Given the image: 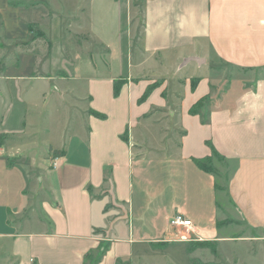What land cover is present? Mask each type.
Here are the masks:
<instances>
[{"label":"crops","instance_id":"obj_1","mask_svg":"<svg viewBox=\"0 0 264 264\" xmlns=\"http://www.w3.org/2000/svg\"><path fill=\"white\" fill-rule=\"evenodd\" d=\"M63 4L0 0V195L17 224L2 252L17 264H158L176 245L263 244L264 0H133L142 35L117 95L115 75L78 70L79 37L54 75L37 69L61 28H80L82 6L71 17ZM74 79L86 88L61 87ZM56 104L64 128L36 153L38 116ZM175 214L191 220L190 240H173ZM240 225L250 233H221Z\"/></svg>","mask_w":264,"mask_h":264},{"label":"rangeland","instance_id":"obj_2","mask_svg":"<svg viewBox=\"0 0 264 264\" xmlns=\"http://www.w3.org/2000/svg\"><path fill=\"white\" fill-rule=\"evenodd\" d=\"M61 11L65 9L73 17V13L78 10V18L75 32L76 35L69 36V31L61 28L62 37L50 45L49 51L41 52L35 56V63L37 69L43 73L54 75L60 68V59L66 52L70 54L71 49L75 48L72 44L71 38L79 37L77 47L79 49L78 54V70L85 73L88 70L90 62L93 64L92 73L98 76L115 75L117 73H125L129 70V65L134 59V53L136 47L140 45V39L142 35V23H141V8L137 4H133V0L130 3H122L121 11L112 4L111 0H93L92 4L88 6L80 4L79 0H61ZM86 5V7H83ZM81 12V13H80ZM85 14H82V13ZM67 13V14H68ZM87 17L86 20L84 19ZM70 17V18H71ZM84 17V18H83ZM83 18V19H82ZM85 20V21H84ZM83 21V22H82ZM61 24V21H59ZM69 24V23H68ZM56 25V24H54ZM62 26L66 27L67 23L62 22ZM67 28V27H66ZM49 31V30H48ZM51 33L56 32L55 28L50 30ZM49 35L53 38V34ZM71 31V30H70ZM59 33V32H58ZM58 33L55 36H58ZM81 40V41H80ZM81 42H83L81 44ZM87 42V43H86ZM136 48V49H135ZM57 51V56L55 50ZM133 52V53H132ZM59 53V54H58ZM101 57V58H100ZM131 58V59H130ZM88 64V65H87ZM107 64V65H106ZM77 61L75 62V66ZM68 67L67 70H69ZM90 76V72L88 73ZM117 77V75H115ZM115 80H118V77ZM51 83V82H50ZM54 83V82H52ZM157 84V83H153ZM64 88H86L85 82L81 80L62 81L61 87ZM39 87V83H38ZM80 94V92H78ZM58 102V101H57ZM61 104L53 109L48 115L42 112L38 118L40 124L37 126L36 138L32 141H37V152H41L43 142L51 136H56L64 128L66 122L65 110L61 108ZM61 108V109H60ZM48 112V108H47ZM70 120L69 127L73 125L80 126V117H75L73 110L69 111ZM48 115V116H47ZM43 126L49 130L43 135ZM7 196L1 197L0 195V264H17L14 260L8 258V255L2 251L12 252L14 234L16 232L17 224L13 223L9 214L7 213ZM242 230V231H240ZM222 234L233 236L234 234L245 235L250 233V230L243 225L239 227H225L221 230ZM12 235V236H10ZM209 242V241H207ZM173 252L168 254L166 261L165 257L159 258L158 264H264V243L256 241H234L233 239L225 240L216 243V251L213 247V243H202L201 247L189 246H172ZM8 258V259H7Z\"/></svg>","mask_w":264,"mask_h":264},{"label":"trees","instance_id":"obj_3","mask_svg":"<svg viewBox=\"0 0 264 264\" xmlns=\"http://www.w3.org/2000/svg\"><path fill=\"white\" fill-rule=\"evenodd\" d=\"M196 81L197 79H194L193 82H192V87H195L196 85ZM126 82L125 79H118V80H115L114 83H113V88H114V95H117L118 92H119V89L121 88V86ZM155 87V84L153 85H150L146 88L144 94L142 95V97L140 98V100H143L145 99L150 93L151 91L154 89ZM202 105V100L199 101L198 103H196L194 106H192V108L190 109V113L191 114H195L197 113V110L198 108ZM94 114L98 117V118H101V119H104L106 116L103 115V114H100L98 112H94ZM98 232H104L103 229H94V233H98ZM202 243H210V242H207V241H201V242H195L194 243V246H200L201 247V244ZM102 252V250H101Z\"/></svg>","mask_w":264,"mask_h":264},{"label":"built area","instance_id":"obj_4","mask_svg":"<svg viewBox=\"0 0 264 264\" xmlns=\"http://www.w3.org/2000/svg\"><path fill=\"white\" fill-rule=\"evenodd\" d=\"M55 164V163H54ZM169 225L173 228L182 227L183 231H176V237L173 240H190L189 236L193 232L192 222L182 214H175L169 219Z\"/></svg>","mask_w":264,"mask_h":264},{"label":"water","instance_id":"obj_5","mask_svg":"<svg viewBox=\"0 0 264 264\" xmlns=\"http://www.w3.org/2000/svg\"><path fill=\"white\" fill-rule=\"evenodd\" d=\"M195 61V62H197V63H199V62H203V59L202 58H199V57H196V56H190V57H187L186 58V62L187 61Z\"/></svg>","mask_w":264,"mask_h":264}]
</instances>
